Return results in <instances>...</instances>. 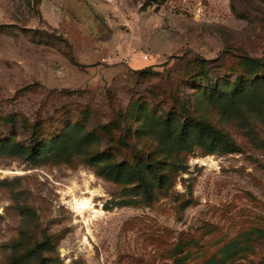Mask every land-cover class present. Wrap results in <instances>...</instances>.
<instances>
[{
  "label": "rangeland",
  "instance_id": "1",
  "mask_svg": "<svg viewBox=\"0 0 264 264\" xmlns=\"http://www.w3.org/2000/svg\"><path fill=\"white\" fill-rule=\"evenodd\" d=\"M0 141V264H264V0H0Z\"/></svg>",
  "mask_w": 264,
  "mask_h": 264
},
{
  "label": "trees",
  "instance_id": "2",
  "mask_svg": "<svg viewBox=\"0 0 264 264\" xmlns=\"http://www.w3.org/2000/svg\"><path fill=\"white\" fill-rule=\"evenodd\" d=\"M248 62H249V66L250 67H254L255 68V70H253V71H258L262 67L258 62H253V61H248ZM256 69H258V70H256ZM244 83L245 82L242 80L238 84H236V88L233 91V95L234 96H237L238 94L242 93L245 90L244 86L246 84H244ZM212 90H213V92L214 91H218V88L215 87ZM191 123H192L193 127L196 130L199 131V134H200V136L198 138L199 145L202 146V147H204V148H206L210 153H214V151L216 150V147H217L216 146L217 145L216 143L217 142L225 141L226 140L225 137L219 131H217L214 127L210 126V124H208V123H206L204 121L194 119V120L191 121ZM206 134H209L210 136L213 137V141L212 142H210V143L207 142V140L205 138V135ZM34 144L35 143L33 142V140H30L29 141V145L31 147H33ZM9 146H13V145L10 142H7V141H5V142L0 141V150H3V151L6 150V149L9 150ZM229 147L231 149H236L233 144H231ZM45 149L46 148H44V150H37V151H40V153L37 152V154L31 153V155H32L31 158H33V157H39L43 153H46V152L49 151V149H48L46 152H42V151H45ZM33 150L35 151V149H33ZM99 159H100V157H99ZM99 159H98V157H93V158L90 159V161L92 163H94V162H96L98 160L97 162H99ZM149 167L152 168L151 165H149ZM121 173H122V171H121V165L120 166H114V167L110 168L109 171L107 172L108 175H113V174L120 175ZM132 175L139 182H142L143 177H142L141 172L138 169L132 171Z\"/></svg>",
  "mask_w": 264,
  "mask_h": 264
},
{
  "label": "bare ground",
  "instance_id": "3",
  "mask_svg": "<svg viewBox=\"0 0 264 264\" xmlns=\"http://www.w3.org/2000/svg\"><path fill=\"white\" fill-rule=\"evenodd\" d=\"M90 201L88 200H75L74 202V208L78 212H83V210L87 209L90 207Z\"/></svg>",
  "mask_w": 264,
  "mask_h": 264
},
{
  "label": "built area",
  "instance_id": "4",
  "mask_svg": "<svg viewBox=\"0 0 264 264\" xmlns=\"http://www.w3.org/2000/svg\"><path fill=\"white\" fill-rule=\"evenodd\" d=\"M146 59H147V57H146Z\"/></svg>",
  "mask_w": 264,
  "mask_h": 264
}]
</instances>
